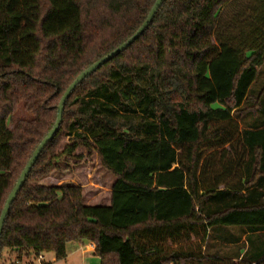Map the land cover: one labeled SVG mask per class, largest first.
<instances>
[{
    "label": "trees",
    "instance_id": "obj_1",
    "mask_svg": "<svg viewBox=\"0 0 264 264\" xmlns=\"http://www.w3.org/2000/svg\"><path fill=\"white\" fill-rule=\"evenodd\" d=\"M156 1L0 0V218L66 90ZM263 71L264 0H165L72 92L11 205L0 260L66 261L87 241L100 264H264V246L239 261L242 237L264 235ZM82 149L113 178L106 203L45 183ZM217 227L244 228L227 244L237 252L206 253Z\"/></svg>",
    "mask_w": 264,
    "mask_h": 264
},
{
    "label": "rangeland",
    "instance_id": "obj_2",
    "mask_svg": "<svg viewBox=\"0 0 264 264\" xmlns=\"http://www.w3.org/2000/svg\"><path fill=\"white\" fill-rule=\"evenodd\" d=\"M261 75H264V71ZM262 83L264 80L261 78ZM261 85L257 84L255 89ZM18 117H26L20 111ZM249 122H251L249 120ZM241 127L244 123H240ZM12 128L13 126L10 125ZM229 150V146L226 147ZM83 149L78 151L82 156L81 159L71 160L61 163L59 169L53 170L51 176L45 181L47 184L61 185L63 183H75L83 185L86 201L88 204H103L108 201L110 189L113 183L112 176L106 172L101 166L94 153H83ZM83 153V155H82ZM245 232L244 228H213L209 234L206 253L215 254L216 252L226 256L237 252V247L227 244L236 241L242 237ZM246 246L251 247V252L264 246V235L256 234L248 237L245 241ZM226 244V245H225ZM93 244L87 241L81 243H70L67 246L68 258L66 261H56L53 254L47 255V260L43 264H100L99 258L93 253ZM264 251V250H263ZM0 263L10 264L16 260V255L12 252L4 251L1 256ZM35 257L31 255L28 258H22L21 264H39L35 262Z\"/></svg>",
    "mask_w": 264,
    "mask_h": 264
},
{
    "label": "water",
    "instance_id": "obj_3",
    "mask_svg": "<svg viewBox=\"0 0 264 264\" xmlns=\"http://www.w3.org/2000/svg\"><path fill=\"white\" fill-rule=\"evenodd\" d=\"M165 0H157L150 11L146 21L141 26V28L136 32V34L131 37L126 43L122 44L119 48H117L114 52L110 53L108 56L102 58L98 62H96L94 65L89 67L86 71H84L78 78L69 86V88L64 93L60 104L58 106V115H57V121L53 127V129L48 133V135L44 138V140L41 142V144L38 146V148L33 153L31 159L29 160L27 166L25 167L24 171L22 172L19 180L17 181L13 191L11 192L10 196L8 197V200L6 202V205L4 207V210L2 212L1 218H0V239L3 232L4 223L6 221V218L8 216V213L10 211L11 205L15 201L19 191L22 189L23 185L26 182V179L31 172L32 168L34 167L37 159L41 155L42 151L46 148L48 143L53 140L54 136L57 134L58 129L62 122V116L64 111V105L66 104L67 100L71 96L72 92L89 76H91L93 73H95L100 67H102L104 64L108 63L112 59H114L116 56L121 54L126 48H128L131 44H133L138 38H140L146 29L149 27L150 23L154 19L156 13L158 12L159 8L162 6L163 2Z\"/></svg>",
    "mask_w": 264,
    "mask_h": 264
},
{
    "label": "crops",
    "instance_id": "obj_4",
    "mask_svg": "<svg viewBox=\"0 0 264 264\" xmlns=\"http://www.w3.org/2000/svg\"><path fill=\"white\" fill-rule=\"evenodd\" d=\"M246 241V236H243L242 239H241V242L240 244L241 245H244ZM235 244H233L232 246H234ZM231 246V245H230ZM94 247V246H93ZM235 247V246H234ZM249 246H246V249H242L241 252H240V257H239V261H241L243 258H244V254L246 253V251L248 250ZM93 253H94V248H93ZM46 259H47V255H46ZM14 261V260H13Z\"/></svg>",
    "mask_w": 264,
    "mask_h": 264
},
{
    "label": "built area",
    "instance_id": "obj_5",
    "mask_svg": "<svg viewBox=\"0 0 264 264\" xmlns=\"http://www.w3.org/2000/svg\"><path fill=\"white\" fill-rule=\"evenodd\" d=\"M95 249V247H94ZM35 262H38L39 264H43L44 262H46V256L45 255H40L37 258L34 259Z\"/></svg>",
    "mask_w": 264,
    "mask_h": 264
}]
</instances>
